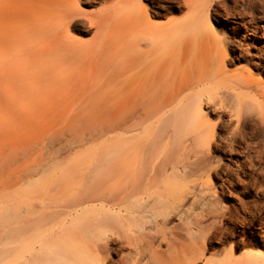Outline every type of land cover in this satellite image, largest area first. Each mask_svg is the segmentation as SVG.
<instances>
[{
  "label": "bare ground",
  "instance_id": "1",
  "mask_svg": "<svg viewBox=\"0 0 264 264\" xmlns=\"http://www.w3.org/2000/svg\"><path fill=\"white\" fill-rule=\"evenodd\" d=\"M0 17L14 20L0 30V115L12 119L0 117V187H12L0 193V264H264V227L224 223L245 207L231 189L264 136V83L232 69L240 36L264 39V0H0ZM108 64L110 102L86 107L110 104L113 120L79 175L64 169L62 139L58 156L48 134L6 145L62 106L68 81L99 67L104 78Z\"/></svg>",
  "mask_w": 264,
  "mask_h": 264
},
{
  "label": "rangeland",
  "instance_id": "2",
  "mask_svg": "<svg viewBox=\"0 0 264 264\" xmlns=\"http://www.w3.org/2000/svg\"><path fill=\"white\" fill-rule=\"evenodd\" d=\"M100 8H101L100 5L93 4L89 7H82L81 9L83 11L96 12L100 10ZM182 15H184V12H182L181 14H177L176 17L179 18V17H182ZM247 21H249V19H245V22ZM219 22H220L219 18H214V19L210 18L211 29L213 31H222V32L229 33V30H220L221 25H219ZM256 22H258L257 23L258 26L262 27L261 30H259L260 31L259 35H261L263 34V31H264V22L261 23L259 18H256ZM13 24H14V20L8 17H0V30H10V27ZM248 27H249V30H253L255 27V24L249 25ZM241 30L243 31L241 32L243 34L245 29H241ZM73 36L76 39L82 40V41H88L91 37L89 35L84 36L79 33H73ZM240 39L242 43L244 44L242 47H240V63H237L236 66L232 67V69L240 67L246 70L247 71L246 73H251L253 78L260 80L261 82L264 83V80H263L264 79V60H262V58L261 59L257 58L258 56L261 57L262 54H264V39H260V40L255 39L254 43L250 41L252 40V37H250V35H248L245 38L240 36ZM253 63H259L260 66L258 68H255ZM100 68L101 67H99V69ZM108 68H109V64L105 66V69H103L106 72L104 78L101 76L103 75V72H101L97 68L99 73L96 71V73L93 76L90 75L89 77H84L77 82L68 81L62 89L63 93L61 94V97L54 99L55 105L57 102L61 100L62 106L58 108L50 109L48 113L47 121L43 123H39L33 128L20 130L17 133L16 139L15 138L9 139V141H6V145H10L12 142H14L16 143V145L22 146L23 144L27 143L30 140L37 139L41 134H48V136L50 137V147L52 150V154L53 156H56V155L58 156L59 154L57 151L59 149V140L62 139V145L64 149L61 153V156L64 157V159L66 160L64 169H67V171H69V175H73V177L79 175V173L84 169L82 166V163L86 164L90 161H93L99 155L100 147H101L100 145L102 143V141H100L99 139V135L101 131L108 128V126L112 123V120H113V111L110 108V104L106 103V105L104 106L97 105L95 107H86V104L98 101L99 98L101 97L103 98L102 100L108 101L110 96H112V86L110 84L111 82L109 80H106L107 74L110 73V70ZM83 69L84 68H82L81 70ZM84 103H85V106H83ZM0 117H1L2 122L7 123V124L12 123V119H10L9 114H1ZM257 132L258 131L255 132V136L256 134L258 135ZM260 133L261 132H259V134ZM260 136L259 137L257 136V138H255L257 139L255 140V142H257L256 147L257 148L260 147V148L257 149L255 147L256 148L254 150L255 153L252 152L251 155L253 158L250 159V162L245 161V160H240V162L242 161V163L243 161H245L246 163L248 162V163L246 165L245 163L244 165L241 163V165L244 166V167L242 166L243 168L240 167L241 170L240 172H238L241 182L240 184H237L236 186H234L233 189H231V191H235V190L240 191V194L237 193L240 196H237V197H239L240 200L243 199V202L245 203L244 205L245 207L242 206L241 208V204L237 205L236 203L237 201L235 200L236 198H234V196H233V199L232 197H229V198L226 197V200H225L226 204H228L229 202L233 204L236 203L235 205L238 208V211L236 212L237 214L235 213L234 217H230V218L228 217L225 220L226 222L224 221L225 224L229 226L233 225L234 227H236V230L242 229V226L246 225L248 221H252L254 226L256 227L258 225L260 226L262 225L264 227V225L262 224L264 223V171H263L264 170V159H263L264 158V142H263L264 136L263 135L262 137ZM240 144H241L240 146L242 147L244 146L243 143L240 142ZM256 150H259V151H256ZM107 152H108V149L106 150V153ZM256 152L257 153L259 152V153L256 154ZM251 161H253V163ZM223 162L226 163L227 161L224 160ZM249 164H252V165H249ZM229 175L227 176V178L230 177ZM233 175L234 174L231 175L232 178L234 177ZM67 178L69 179L70 177H67ZM243 182H245V186L246 184H249L246 187L250 186L248 187L250 189L249 192H252V193H250L249 198H248V195L246 197L245 194L244 195L241 194L242 193L241 187L244 185ZM211 183L214 186V188L218 192H220L219 185L221 184V182L218 179L213 178ZM21 187L25 188L27 187V185L24 184V185H21ZM62 187H64V185L60 186V188ZM11 191H12V187L8 189H4L0 187V193L2 194V196H6L7 193H10ZM245 200H248V201H245ZM257 206L259 207L257 208ZM241 209L243 211H241ZM255 231L257 233L258 230L255 229ZM212 246H213V250L214 249L215 250L214 251L210 250L207 256H210L211 253L216 251L217 253L212 258L220 259L219 257L221 255L220 254L221 251L219 252V250H221L223 246L218 245V244H213V243H212ZM228 246L229 245L227 244V246L225 247H228ZM246 250H247L246 252L257 253V247L255 246H248L246 247Z\"/></svg>",
  "mask_w": 264,
  "mask_h": 264
}]
</instances>
